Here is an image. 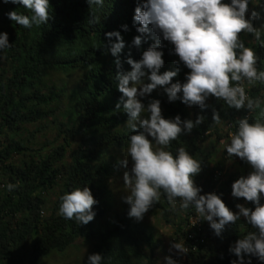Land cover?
<instances>
[{
  "label": "trees",
  "instance_id": "trees-1",
  "mask_svg": "<svg viewBox=\"0 0 264 264\" xmlns=\"http://www.w3.org/2000/svg\"><path fill=\"white\" fill-rule=\"evenodd\" d=\"M49 2L48 23L26 29L5 14L14 10L25 15L31 13L20 5L4 4L0 0V32H7L12 44L0 52V184L16 185L11 192L0 188V264H40L42 258L52 252H64L80 239L92 241L91 254H102V264H155L160 244L153 227L129 218V209L107 219L113 211V195L106 181L119 169V163L110 155L126 147L129 133L124 127L127 114L115 109L122 94L116 88V57L106 50L105 33L119 31L125 42L119 55L121 71L131 70L125 62L129 53L132 59L138 60L154 41L147 39L140 48L131 43L133 37L140 35L133 25L137 0H104L102 7L90 6L88 0ZM253 10L260 13L261 22H253L258 28V24H264V0H250L246 17ZM93 19L95 23H90ZM240 38L258 57L257 69L264 70V47L251 34L241 33ZM261 39H264L263 30ZM112 41L115 42V37ZM162 43L161 73L176 70L173 61L178 57L172 52L173 46L167 41ZM59 72L81 74L76 84L73 102L76 122L72 127L57 116L64 91L48 83L50 74ZM187 72L181 64L172 82H183ZM245 91L250 98L260 99L264 106V84L257 82L250 87L246 84ZM149 99L160 101L162 116L166 119L178 114L181 119L193 121L197 116L203 117V122L191 134L173 141L170 150L174 153L182 146L199 160L201 172L194 182L202 188L201 194L217 189L218 195L223 194L221 199L226 206L236 212V204H229L227 200L231 185L241 175H247L250 168L242 162L236 170L223 173L222 166L230 159L221 142L228 143V134L235 130L236 121L249 112L230 109L214 97H209L203 110L188 107L179 100L169 102L166 94L151 95L143 102ZM213 109L219 113L220 124L212 121ZM255 116V112L251 113L250 122ZM49 122V128L57 134L54 142L47 140L38 148L25 145L23 132L30 126H39L40 132ZM30 136L34 135L30 133ZM73 143H76L74 149ZM221 147L224 154L218 163L213 152ZM15 156L21 158L19 164L12 163ZM218 173H223L219 181ZM83 186L90 189L98 203L93 206L94 219L87 225H78L57 213L60 196ZM56 189L58 199L54 209L43 217L44 195ZM246 206L254 207L251 202ZM152 208L160 211L164 222L175 229V239L185 241L187 235L183 222H179L182 214L179 206L173 211L162 193ZM106 219L104 224L99 223ZM253 230L241 219L217 237L205 222L204 243L196 244L195 240L186 238L185 245L191 251L185 256V263L231 264L237 257L229 252L230 245ZM251 261L260 264L255 257Z\"/></svg>",
  "mask_w": 264,
  "mask_h": 264
},
{
  "label": "clouds",
  "instance_id": "clouds-1",
  "mask_svg": "<svg viewBox=\"0 0 264 264\" xmlns=\"http://www.w3.org/2000/svg\"><path fill=\"white\" fill-rule=\"evenodd\" d=\"M250 0H137L133 25L140 34L132 39V45L140 48L147 39L154 42L144 50L138 60L128 54L126 63L130 71H121L119 55L125 48L119 31L105 33L106 50L113 57L117 68L116 88L122 95L115 109L127 114L124 127L128 131L123 160L118 163L128 168L123 174L125 203L129 205L127 215L137 222L142 220L163 193L173 211L186 212L190 208L200 220L207 221L215 236L243 218L253 231L240 237L230 245L229 252L237 259L231 264H252L251 257L264 264V106L260 99L250 98L245 85L264 84V70L257 69L255 52L245 46L240 34H251L261 47L264 24L254 27L260 13L249 11ZM4 4L20 5L31 15L16 10L5 15L16 25L30 29L46 25L51 19L49 0H3ZM90 6L102 7L104 0H88ZM95 23V20H90ZM127 30V25L123 26ZM115 37V42L112 38ZM162 41L173 46L178 57L173 61L176 70L161 73L164 65ZM12 46L7 32H0V52ZM189 71L183 82H172L180 65ZM149 81L145 83L144 80ZM162 89L169 102L179 100L182 104L201 110L206 101L214 97L228 108L256 113L250 122L247 116L236 121L233 132L228 134V143L221 142L229 159L239 158L250 168L231 185V196L243 198L245 204H236L233 212L221 199V194H201L194 178L201 172V162L184 147L170 150L173 141L182 135L191 134L202 122L181 119L178 114L166 119L162 116L158 99L143 102L154 89ZM258 110V111H257ZM212 121L220 124L219 113L213 109ZM5 191H13L15 184L0 185ZM58 215L78 225H87L96 215L94 199L87 186L77 187L60 196ZM247 202L254 205L247 207ZM169 253L184 256L188 253L184 240L175 238L169 243ZM249 259L245 260V257ZM103 255L87 256L86 264H102ZM164 264H178L171 255L164 257Z\"/></svg>",
  "mask_w": 264,
  "mask_h": 264
},
{
  "label": "rangeland",
  "instance_id": "rangeland-1",
  "mask_svg": "<svg viewBox=\"0 0 264 264\" xmlns=\"http://www.w3.org/2000/svg\"><path fill=\"white\" fill-rule=\"evenodd\" d=\"M263 11V9H260ZM255 22H261V19L255 20ZM261 25L258 24V28H260ZM264 31V30H263ZM1 57V53H0ZM187 71H189L187 69ZM80 73L74 72V73H68L64 74L62 72L59 73H52L50 74L48 78V83L54 87H56L59 90L64 91V97L62 98V106L61 111L58 113L57 116H59L61 119L67 122L69 127H72L76 122V116L73 110V102L76 95L77 90V81L80 77ZM145 83H148L146 79L144 80ZM250 87V85H248ZM165 94L162 89H154L153 92L149 95H160ZM148 96V97H149ZM146 97V98H148ZM49 122L48 126L46 123V129L39 131V126H30L26 132H23L22 138L25 140V145H27L30 148L40 147L42 144L47 143L48 141L54 142L56 137V132L52 128H49L50 126ZM30 133L34 136H30ZM48 140V141H47ZM29 142V143H28ZM38 144V145H37ZM57 144V143H56ZM76 147V143L72 144V149ZM223 147L219 148L218 151L213 152L214 161L221 160V156L223 153ZM110 157L114 161L123 160L124 154L122 150H116L111 152ZM21 161V158L18 156H15L12 160V163L19 164ZM215 162V163H216ZM239 158L232 157L230 160L224 162L222 166L223 173L228 172L229 170H236L240 163H242ZM131 167V164H129L128 168H125L119 164L118 172L112 175L109 179H107L106 184L108 185L110 191L113 195L112 200V206L113 211L108 215V218H111L112 216L122 213L124 210L129 209V205L124 202L123 197L126 196V191L124 190V181H123V174L125 171H128ZM0 180L2 181V177H0ZM59 187L62 185V183L58 182ZM45 197V206L42 211V216L46 217L48 214L52 212L54 209L55 203L58 199V189L48 192L44 195ZM229 204H245V201L243 198H233L232 196L228 197ZM236 206V205H235ZM236 209V207H235ZM238 211V209H236ZM106 220H103L99 223L104 224ZM243 219V218H242ZM142 224L151 226L156 231V239L158 243L160 244L159 249L155 253L154 261L155 264H164V257L171 255L174 260L182 259V256H176L174 253H169V243L172 240V238H177L175 234V229L167 225L161 215L160 211H157L153 208H151L147 213H145L142 220L138 221ZM92 241L89 240H78L73 246L69 247L64 252H52L46 257L42 258L40 261V264H86L87 256L91 254L92 249ZM181 264V263H179Z\"/></svg>",
  "mask_w": 264,
  "mask_h": 264
},
{
  "label": "built area",
  "instance_id": "built-area-1",
  "mask_svg": "<svg viewBox=\"0 0 264 264\" xmlns=\"http://www.w3.org/2000/svg\"><path fill=\"white\" fill-rule=\"evenodd\" d=\"M250 115H251V113H249L246 116L249 118ZM222 175H223V173H218V177H216V179L219 181L221 179ZM213 192H215L217 194L218 190L216 189ZM177 206H179V202L178 201H177ZM179 222H183V224H182L183 230H184V232L187 235V236H185V241L184 242H186V238H187L188 240H195L196 244L204 243L205 238H206L203 235L205 221L200 220L197 217V215L195 214L193 209L190 208L188 211L182 212V214L180 215V218H179ZM187 248H188V253L187 254H189L191 249L189 247H187ZM194 250H196V247L194 248ZM186 255L182 256V259H177L178 264L179 263L186 264L185 263V259H184Z\"/></svg>",
  "mask_w": 264,
  "mask_h": 264
},
{
  "label": "crops",
  "instance_id": "crops-1",
  "mask_svg": "<svg viewBox=\"0 0 264 264\" xmlns=\"http://www.w3.org/2000/svg\"><path fill=\"white\" fill-rule=\"evenodd\" d=\"M205 222H206V225L209 226V223H208L207 221H205ZM209 228H210V227H209Z\"/></svg>",
  "mask_w": 264,
  "mask_h": 264
}]
</instances>
